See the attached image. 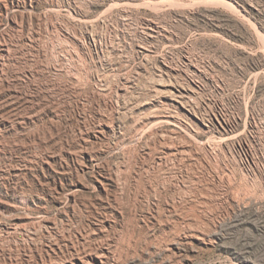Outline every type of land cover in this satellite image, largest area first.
I'll list each match as a JSON object with an SVG mask.
<instances>
[{
  "label": "rangeland",
  "instance_id": "obj_1",
  "mask_svg": "<svg viewBox=\"0 0 264 264\" xmlns=\"http://www.w3.org/2000/svg\"><path fill=\"white\" fill-rule=\"evenodd\" d=\"M0 264H264V0H0Z\"/></svg>",
  "mask_w": 264,
  "mask_h": 264
},
{
  "label": "bare ground",
  "instance_id": "obj_2",
  "mask_svg": "<svg viewBox=\"0 0 264 264\" xmlns=\"http://www.w3.org/2000/svg\"><path fill=\"white\" fill-rule=\"evenodd\" d=\"M8 10V9H7ZM234 10V9H233ZM7 12V11H6ZM2 16V15H1ZM7 16V15H6ZM101 182V181H100ZM74 198V197H73Z\"/></svg>",
  "mask_w": 264,
  "mask_h": 264
}]
</instances>
